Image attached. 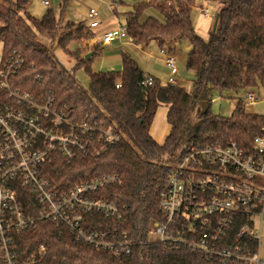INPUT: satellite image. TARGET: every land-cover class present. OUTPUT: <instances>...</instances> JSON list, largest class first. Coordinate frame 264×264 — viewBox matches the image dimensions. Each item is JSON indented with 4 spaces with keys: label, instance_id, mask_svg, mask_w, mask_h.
Listing matches in <instances>:
<instances>
[{
    "label": "trees",
    "instance_id": "trees-1",
    "mask_svg": "<svg viewBox=\"0 0 264 264\" xmlns=\"http://www.w3.org/2000/svg\"><path fill=\"white\" fill-rule=\"evenodd\" d=\"M205 2L219 6L216 29L207 41L195 33L192 8L196 0L136 5L124 18L127 38L137 46L155 41L161 49L166 40L188 42L187 67L194 74L189 93L181 87L161 86L153 77L151 86L142 87L147 75L123 52L118 74L94 72L90 62L101 47L96 46L88 60L81 57L78 44L76 50L69 49L70 43L92 37L88 26L74 22L62 26L61 17L51 10L36 19L28 12L30 0H0V55L20 64L12 78L14 86L39 101L51 98L54 107L63 109L70 121L96 126L98 133L111 127L118 137L114 143L105 144L97 133V148L105 147L97 156L81 154L66 161L53 155L43 167L45 177L55 190L67 192L76 185L116 176L117 182L99 186L88 197L113 204L119 208L120 217L85 214L82 230L131 245L128 256H116L77 239L68 228L44 220L15 238L21 259L29 258L42 246L47 264L206 263L199 253L176 245L152 244L146 237L151 223L163 220L158 201L171 168L190 149L234 143L248 150L255 138H264V116L247 113L239 97L243 91L264 88V0ZM149 8L157 10L164 21L151 17L140 21ZM48 43L74 59L71 72L84 71L89 81L87 89L57 61ZM212 89L222 98L237 100L230 117L211 114ZM5 97L0 92V99ZM200 102L206 103L203 112L197 110ZM161 105L167 108L169 132L158 144L149 132ZM30 202L25 212L37 216L38 207L33 199Z\"/></svg>",
    "mask_w": 264,
    "mask_h": 264
},
{
    "label": "built area",
    "instance_id": "built-area-1",
    "mask_svg": "<svg viewBox=\"0 0 264 264\" xmlns=\"http://www.w3.org/2000/svg\"><path fill=\"white\" fill-rule=\"evenodd\" d=\"M40 3L49 9L52 0ZM198 11L202 18H210L206 7L200 6ZM96 18V10L90 9L89 30L98 26ZM124 39L127 33L123 25L104 34L101 44ZM158 55L167 70L165 85L176 86L174 55L165 47ZM18 68V61H7L0 55V92L6 95L0 99V264H47L44 247L21 259L15 246L17 236L44 220L68 228L95 249L128 256L129 242L110 241L102 234L82 230L85 214L120 217L113 204L88 197L118 178L103 177L65 192L55 190L43 171L56 154L66 161L81 154L99 155L105 147L97 148L98 134L105 144L118 137L111 127L98 133L96 126L70 121L63 109L54 107L51 98L39 101L14 86L12 78ZM152 84L148 75L141 81L144 88ZM119 86L117 81L116 88ZM243 101L245 108L253 107L255 91L245 92ZM30 198L38 207L37 216L25 212ZM158 206L163 220L151 223L146 233L149 243L181 246L201 254L205 264H264V138H255L248 150L234 143L190 149L172 166Z\"/></svg>",
    "mask_w": 264,
    "mask_h": 264
},
{
    "label": "rangeland",
    "instance_id": "rangeland-1",
    "mask_svg": "<svg viewBox=\"0 0 264 264\" xmlns=\"http://www.w3.org/2000/svg\"><path fill=\"white\" fill-rule=\"evenodd\" d=\"M156 1L164 2V0H156ZM196 5L198 6L203 5L204 7H206L209 10V16H212L213 19L215 18L217 14V9L219 7L217 4H214V3L204 4L202 0H197ZM87 8L88 6H86L85 10L82 9V11L88 12ZM46 10L47 8L43 7L41 4H37L33 6L31 5V8H28V12L30 13V15L36 19H41L43 14L46 12ZM118 11L120 13V16H119L120 19H122V22H124L123 16L126 13V9L122 8V9H119ZM147 15H150L152 18L158 20L159 22L163 21V16L155 9L150 11L148 14H145L143 19H145ZM198 15L199 14L197 11L192 12V19L194 23ZM80 16L81 18L84 17L82 13H80ZM65 23L66 22L61 20L62 26ZM212 29H213V22L210 23L208 30H205L204 28H202L199 31L197 29L196 32H197L198 37H200L204 41H207L210 36V33L213 32ZM89 40L90 38L88 37L79 43L72 42L70 43L69 49H71L72 51L76 50L75 46L76 44H78L80 46L79 47L80 55L81 57H83L85 56L84 53L88 54L87 53L88 48L81 47V45L84 42H88ZM47 45L51 48V52L53 53L57 61L63 66L65 70H67L69 73L72 74L73 78L79 84V86H81L83 89H87L89 85V81L84 71L78 70L74 73L71 72L73 65H74V59L67 57L64 54L63 50L56 48L54 45L51 46L49 45V43ZM164 45L170 47L173 50V55L176 59L177 68H178V75L176 77V80L178 81V83L185 86L187 92L192 93V81L194 79V74L187 67V53L189 50L188 42L183 41V40H177L176 42L169 43V41L166 40ZM154 47H157V45L154 46L152 44L151 48H154ZM0 54H1V45H0ZM120 67H121V52L119 49H117L116 45H114L112 49L106 51L105 53L104 52L102 53V49H101V52L95 58H93L92 61L90 62V68L94 72L118 74L121 71ZM157 78L159 80V83L162 84V82L166 81L167 75L164 72H161L157 75ZM255 92H256L255 94L257 95V101L253 105V107L248 108V112L251 114L258 115V116H264V88L260 87L257 89V91L255 90ZM210 100L211 102H210L209 109H210L211 114L213 115H217L222 118H228L230 117L233 110L235 109L234 107L235 105L233 106L232 100L222 98L219 95V92L215 89H212L210 92ZM206 108H207L206 103L200 102L197 107V110L203 112L205 111ZM166 112H167L166 106L161 105L158 108L156 115H155V119L152 123V127L150 130L152 137L159 144L163 142V140L165 139V137L168 135V132H169V126L165 121ZM261 244H262V248H264V233H262V236H261Z\"/></svg>",
    "mask_w": 264,
    "mask_h": 264
},
{
    "label": "crops",
    "instance_id": "crops-1",
    "mask_svg": "<svg viewBox=\"0 0 264 264\" xmlns=\"http://www.w3.org/2000/svg\"><path fill=\"white\" fill-rule=\"evenodd\" d=\"M154 1H156V0H52L50 8L47 10H51L56 17H58V18L61 17V20H63L64 22L84 23L86 26H88V23H89L88 12L90 9H95L97 12L96 21L98 22V26L96 28L90 30L92 37L90 38V40L88 42H84L81 45V47H87L88 48L87 53L90 54L92 49H94L96 46L101 47L102 53L103 52L105 53L106 51L112 49L114 45H116L117 49H119L121 53L125 52L136 62L139 69L144 74L153 77L155 80H157L159 82L157 75L161 72H164L167 75V70L164 67V64H163L161 58H159V56H158V51L160 48L158 47V45L155 41H149L144 47L137 46V45L133 44L128 38L124 39V40H116V41L110 43L109 45H102L101 44V37L104 34L115 30L118 26H123L124 22H125L124 18L126 17V14L131 12L132 9L136 5L148 4V3H152ZM203 3L205 4L206 2L203 1ZM37 4H41L40 0H30L29 8H31V5L33 6V5H37ZM64 4H65V6L63 8ZM86 6H88V8H87L88 12H83L82 9L85 10ZM111 6L113 8H111ZM200 6H203V5L198 6L195 3L194 7L192 8V12L197 11L199 14L197 16V19L195 20V23L193 22L196 34H197V32H196L197 29H198V31L201 30L202 28H204L205 30H208L210 23L214 22V19H215V18L213 19L212 16H209L210 18L208 20L202 18L200 15V12L198 11V8ZM122 8L126 9V13L123 16L124 22H122V19H120V17H119L120 13L118 11L119 9H122ZM152 10H153V8L147 9L143 13L140 21L143 22L148 17H151L150 15H147V17L145 19H143L144 15L148 14ZM218 10H219V7L217 9V13H218ZM80 13H82L84 15L83 18H81ZM152 44L154 46L157 45L158 48L157 47L151 48ZM164 47L167 48L168 50H170L173 54V50L170 47H168V46H164ZM84 54L87 55L86 53H84ZM120 69H121V67H120ZM165 83H166V81L162 82V84L161 83H159V84L161 86H164ZM176 86L181 87L183 89H186L185 86L178 83V81H177ZM244 94H245V91L241 92L239 97H241L243 99ZM230 100H232L233 106L234 105L236 106L237 100H235V99H230ZM245 110H246V112H248V107L245 108ZM154 119H155V117H154ZM165 121H166V115H165ZM151 127H152V125H151ZM150 130H151V128H150ZM149 133H150V136L152 137L151 131ZM153 140H154V138H153ZM164 140H163V142H164Z\"/></svg>",
    "mask_w": 264,
    "mask_h": 264
},
{
    "label": "water",
    "instance_id": "water-1",
    "mask_svg": "<svg viewBox=\"0 0 264 264\" xmlns=\"http://www.w3.org/2000/svg\"><path fill=\"white\" fill-rule=\"evenodd\" d=\"M217 16L215 17V19H214V22H213V29H212V31L214 32L215 31V29H216V25H217ZM90 58V54H87V55H85V57H84V59L85 60H88Z\"/></svg>",
    "mask_w": 264,
    "mask_h": 264
}]
</instances>
